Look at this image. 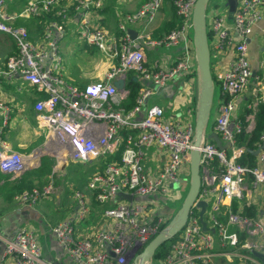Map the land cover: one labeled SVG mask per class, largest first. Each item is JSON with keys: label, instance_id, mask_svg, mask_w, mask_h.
I'll use <instances>...</instances> for the list:
<instances>
[{"label": "built area", "instance_id": "obj_1", "mask_svg": "<svg viewBox=\"0 0 264 264\" xmlns=\"http://www.w3.org/2000/svg\"><path fill=\"white\" fill-rule=\"evenodd\" d=\"M12 1L0 0V32L8 34L16 48L0 65V86L2 79L16 75L34 89L33 119L45 131V152L93 166L84 188L73 191L75 208L50 228L51 235L70 264H132L164 225L162 201L176 193L188 174L193 107H187L183 119L177 120L165 117L160 106L147 105L146 100L168 82L194 76L191 13L195 0H171L180 23L158 38L152 36L150 24L164 0H144L133 13L121 15L116 33L101 24L103 0H28L20 11H9ZM52 10L59 18L45 22L35 40L25 27L14 25L17 17ZM263 18L264 0H235L231 13L224 2L206 12L211 56L230 53L226 66L211 62L218 96L214 95L207 129L230 146L219 149L206 139L200 148L198 196L208 204L205 222L213 232L202 229L198 209L194 208L196 213L192 209L185 226L164 254L153 257L152 264H208L216 255L247 257L244 252L251 255L254 250L264 257V202L259 215L228 210L225 220L220 218L224 200L242 197L249 178L254 187L264 185V132L254 167L238 162L245 148L236 141L242 130L236 119L238 102L252 80L253 103L264 102L255 100L264 90V72L253 71L247 49L253 27ZM136 22L141 28L133 37L128 24ZM69 23L82 25L80 40L108 62L102 80L79 86L63 78L59 41ZM261 33L264 37V26ZM150 50H173L176 56L163 54L153 67L147 64ZM129 72H134L140 86L134 105L126 108L128 89L124 83L120 90L113 82L126 80ZM0 115L5 125L10 112L1 99ZM121 143L120 158H114ZM146 160H153V166L147 168ZM24 167L22 154L0 149L1 171L16 173ZM51 191L48 184L42 191H23L16 200L31 207ZM120 193L129 194L130 199ZM92 199L104 205L102 221L95 231L77 238L75 224L89 217ZM0 241L2 257L12 258L14 264H52L43 258L32 227L21 226L11 238L0 233ZM216 245L226 252H216Z\"/></svg>", "mask_w": 264, "mask_h": 264}, {"label": "crops", "instance_id": "obj_2", "mask_svg": "<svg viewBox=\"0 0 264 264\" xmlns=\"http://www.w3.org/2000/svg\"><path fill=\"white\" fill-rule=\"evenodd\" d=\"M143 1L144 0H103L102 7L99 10V13L101 14V24L108 32L116 33L118 30L117 20H119L120 16L123 14L133 13L136 9H138ZM177 20L178 19L171 4V0H164L162 7L159 9L157 15L150 24L152 36L155 37L154 32L160 30L165 23L175 22ZM133 25L134 26L128 25V30L131 29L135 31L136 34L141 28V24L140 22H136ZM263 26L264 18L253 27L247 42L249 63L253 71L259 75L264 72V37L261 33V28ZM11 43L12 42L10 41V43L6 45L5 41L0 38L1 51L5 50L4 55L0 56V65H2L5 61L6 55H11L14 51V47ZM163 54H170L173 57L176 56V53H174L173 50H150L147 54V64L155 67ZM229 58L230 53L226 52L223 55H216L214 57L211 56V62L213 64L218 62L222 66H226L229 62ZM102 66L105 68L100 74L99 71L102 69ZM107 66L108 62L106 61L103 63L100 59V62L98 61L97 64H95L93 72L91 71L86 74V76H89L90 74H95V76L97 75L96 77H98V79L96 78L97 80L90 82H96L99 81V79L102 80ZM85 84L87 83H80L77 85L84 86ZM253 84L252 80L248 93L238 102V108L236 110V115L243 107L251 110V112L246 115V120L248 121V125L246 127L247 130H250L253 127L254 113L257 109V105L259 103H264H253ZM36 95L37 94L34 89L26 85L16 75L10 79H2L0 86V99L6 106H8L10 119L5 125H3L0 115V149H8L22 154L25 165L24 169L37 167L39 165L40 158L45 155V153H42L45 143V131L43 128L38 127L33 119L32 106L36 99ZM194 97L195 76H192L191 79L183 77L179 80L168 82L156 93L149 96L146 100V104H157L164 111L165 117L182 120L185 109L187 107L194 106ZM258 99L264 100V90L262 94L257 93L255 95V100ZM149 151L154 152V149H150ZM86 164L91 166V171L93 169L92 164ZM153 164V160H146L147 168L152 167ZM62 167L63 166H59V168ZM20 173L21 171L10 173L0 170V174L8 176V180L14 179ZM52 173L55 175V178L49 183L52 185V191L46 196H41L40 201H37L31 207L24 206L18 202L16 200L17 195H15L11 201H8L6 199L8 194H2L0 192V233L11 238L21 226L25 225L32 227L36 232L44 259L50 261L52 264H70L62 248H60L53 239L50 232V225L46 223L44 218V212L53 204L56 207H63L66 217L67 214L75 208L73 191L75 189L84 188L88 176L86 174L84 180L82 178H73V176H71L69 180H65L66 184H69V186L66 185L65 187L62 182H59L61 176L58 174L54 165L52 167ZM2 182L3 179L0 180V186ZM246 184L247 190L243 192L242 197H234L231 200H224L220 209L221 219L225 220V213L232 209L231 206L234 200L237 204L235 211L237 210L246 213L245 209L250 208L248 211H251L252 213L254 211V215L248 216L253 217L260 214L261 206L264 202V185L259 184L254 187L252 186L250 179L247 180ZM66 194H68V197L65 196ZM43 199L45 201L42 205L40 202ZM98 213L100 214L99 220L95 218ZM88 218H92L94 221L97 220L100 223L102 221L101 207H97L91 203V213ZM204 220L207 221V216L205 214ZM207 226L208 229L213 232V227L209 222H207ZM96 228L97 227L90 226V228L87 229V232H93ZM80 232L84 233V229L80 230ZM225 248L226 250L230 249L229 246ZM2 251L3 244L0 241V264H14L12 258L2 257ZM215 251L223 253L226 252L223 250V247H218L217 245L215 246ZM244 253L246 254V252ZM246 256L247 257H237L235 255H229L228 253L216 255L208 264H242L243 261H246L249 264H262L261 261L253 254Z\"/></svg>", "mask_w": 264, "mask_h": 264}, {"label": "water", "instance_id": "obj_3", "mask_svg": "<svg viewBox=\"0 0 264 264\" xmlns=\"http://www.w3.org/2000/svg\"><path fill=\"white\" fill-rule=\"evenodd\" d=\"M210 0H195L191 13V40L193 46L195 97L193 106V134L191 148L188 153V184L181 204L171 215L159 231L143 246L141 251L133 258L132 264H152L157 249L165 242L177 236L185 226L192 209H198V217L203 230H208L203 219L207 202L199 199L200 191V148L206 139H211L219 149L230 146L229 142L222 144L215 132H207L211 110L214 103L215 82L211 67V51L208 41L206 12ZM231 13L235 7V0H225ZM131 36L135 31L128 30ZM124 78L116 79L113 84L120 90L124 86ZM260 148L253 150L258 155ZM76 162V160H75ZM121 197L130 199L129 194L120 193ZM252 254L264 264V257L259 251Z\"/></svg>", "mask_w": 264, "mask_h": 264}, {"label": "trees", "instance_id": "obj_4", "mask_svg": "<svg viewBox=\"0 0 264 264\" xmlns=\"http://www.w3.org/2000/svg\"><path fill=\"white\" fill-rule=\"evenodd\" d=\"M28 0H13L9 3L8 10L9 11H20L27 4ZM100 10V9H99ZM100 12V11H99ZM59 17L54 13V11L50 12H42L38 15H32L30 17H17L14 21V25L25 27L30 35L32 40L37 39L40 36L42 31V27L45 22L58 19ZM177 21L165 23L162 28L158 31L154 32L156 38L161 37L163 34L168 33L171 29L177 27L180 23L179 18L177 17ZM163 33V34H162ZM210 36V34H209ZM14 47V51L16 52L14 41L11 43ZM10 54L6 55V58ZM5 58V60H6ZM125 86L128 89L127 96L125 98V106L126 108H130L134 105L135 98L138 94L140 83L134 78V72H129L126 80ZM251 110L249 108L243 107L237 114L236 119L240 123L242 130L237 134L236 141L237 145L240 147H244L245 151L238 158V162L246 165L248 167H254L257 165V155L253 154V150H255L259 145V137L264 132V103H259L257 105V109L254 113V123L253 127L250 130H246L248 125V121L246 120V115L249 114ZM123 147V143L120 144L118 151L115 153L114 158H120V151ZM54 165L53 158L49 156H42L40 158L39 165L35 168H27L21 171V173L12 180H8V176H3L0 174V180L3 179V182L0 186V192L2 194H8L6 199L11 201L15 195H19L23 191L31 192L32 190L42 191V188L48 185L51 180L55 178V175L52 173V167ZM7 178V179H6ZM250 179V178H249ZM92 204L97 207H103L104 205L95 202L92 199ZM237 204L235 200L232 202V211L235 210ZM247 208V207H246ZM250 208L245 209L246 215H254L251 211H248ZM195 213L197 212L194 209ZM173 237L171 240L165 242L161 245L156 253V256H160L164 254L167 250L168 244L175 239Z\"/></svg>", "mask_w": 264, "mask_h": 264}, {"label": "rangeland", "instance_id": "obj_5", "mask_svg": "<svg viewBox=\"0 0 264 264\" xmlns=\"http://www.w3.org/2000/svg\"><path fill=\"white\" fill-rule=\"evenodd\" d=\"M224 2L225 0H210L207 11L210 9V7L220 6ZM119 20H117V22ZM128 25L134 26L132 23H129ZM82 29L83 27L80 24L77 23L67 24L64 35L62 39L59 41V50H60V55L62 58V66H63L62 75L67 82L72 84H80V83L84 84V83H89L90 81L93 80H97L98 79V77H96L97 75L95 76V74H90L89 76L88 75L86 76V74L90 73L91 71L93 72L95 64H97L98 61L100 62V59L101 62L103 63L106 62V59L96 48L92 46L89 47L80 40V32L82 31ZM0 38H2L3 41H5L6 45L9 44L10 41L13 42V39L8 34L3 32H0ZM4 52L5 50L1 51L0 48V56L1 55L3 56ZM104 68L105 67L102 66V69L99 71L100 74L103 72ZM217 95H218V89L216 88L215 96ZM210 119H211V115H210ZM42 153H45L46 156H50L53 158L54 166L57 169L58 174H60L61 176L59 182L60 183L62 182V184L65 185V187L66 185L69 186V184H66L65 180H69L71 176H73V178H82L84 180L85 175L87 174L88 176L90 173L91 166L89 164H84L77 161L75 162L66 155H60L58 157H55L54 154L45 152L44 150L42 151ZM57 161H59L60 164H58ZM59 166H63V167L59 168ZM187 184H188V174L182 178L180 187L178 188V190H175L176 193H174L170 197L167 196L165 199V203L162 201L160 207H162L161 213H163L164 214L163 216H165L164 223L167 222V220L171 217V215L175 212V210H177L178 207L180 206L182 198L187 189ZM65 196L68 197V194H66ZM39 201L40 199L38 200V202ZM44 201H45L44 199L41 200L40 204L44 203ZM64 212L65 210L63 209V207H56L53 204L45 210L44 218L46 220V223L50 225V228L65 217ZM95 218L99 220L100 214L98 213L97 217ZM97 220H95L96 221L95 222L92 218H87L84 222L82 221L76 223L75 231L76 233H78L76 237L77 238L83 237L85 231L87 233V229L90 228V226L98 228L100 226V223ZM80 229H84V233L80 232ZM246 254L250 255V253L248 252H246ZM242 264H249V263L243 261Z\"/></svg>", "mask_w": 264, "mask_h": 264}]
</instances>
